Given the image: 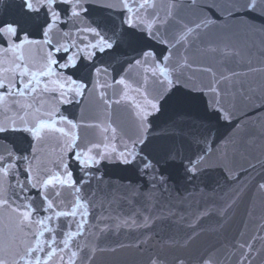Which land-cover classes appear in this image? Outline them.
<instances>
[{
	"label": "water",
	"instance_id": "obj_1",
	"mask_svg": "<svg viewBox=\"0 0 264 264\" xmlns=\"http://www.w3.org/2000/svg\"><path fill=\"white\" fill-rule=\"evenodd\" d=\"M0 264H264V0H0Z\"/></svg>",
	"mask_w": 264,
	"mask_h": 264
}]
</instances>
